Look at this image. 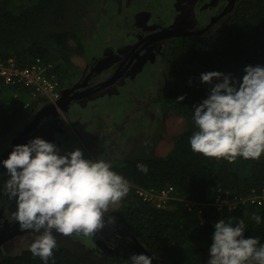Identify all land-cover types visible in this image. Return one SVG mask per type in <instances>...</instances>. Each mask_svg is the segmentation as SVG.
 I'll use <instances>...</instances> for the list:
<instances>
[{"label": "trees", "instance_id": "1", "mask_svg": "<svg viewBox=\"0 0 264 264\" xmlns=\"http://www.w3.org/2000/svg\"><path fill=\"white\" fill-rule=\"evenodd\" d=\"M93 2L0 0V59L14 57L25 65L42 56L54 63L64 88L69 71L76 68L73 55L83 53L84 21ZM166 55L167 83L159 91V100L162 109L178 114L186 127L175 134L172 148L164 155L152 152L159 135L154 132L149 139L142 136L135 140L133 151L118 159L113 171L132 186L110 217L144 250L157 252L170 264H207L214 224L220 219L233 225L243 220L245 238L255 237L264 244V202L247 201L234 210L219 209L213 203L218 190L245 198L257 194L264 184V155L259 160L238 157L229 163L194 153L189 144L197 130L193 107L207 98L211 87L200 81V74L231 73L239 81L245 66H264V0H240L211 32L180 38L170 44ZM24 93L18 98L1 96L0 128L8 130L23 119ZM181 95L184 100L177 102ZM138 164L146 165L147 173L141 172ZM167 185L175 187L176 198L165 208H157L135 193L136 187L158 190ZM186 200L197 205L190 210ZM254 214L261 217L260 223L252 219ZM29 246L3 256L0 264H44ZM114 258L90 259L57 243L47 264H114Z\"/></svg>", "mask_w": 264, "mask_h": 264}, {"label": "clouds", "instance_id": "2", "mask_svg": "<svg viewBox=\"0 0 264 264\" xmlns=\"http://www.w3.org/2000/svg\"><path fill=\"white\" fill-rule=\"evenodd\" d=\"M243 73L239 81L231 73L200 74V81L211 87L207 98L193 107L197 130L189 144L194 153L229 163L264 155V66L247 65ZM2 164L8 179L0 194L15 201L12 219L38 233L29 251L44 264L57 247L53 232L94 236L104 227L109 206L129 192L128 181L105 160L85 158L79 148L61 154L56 144L40 137L13 146ZM137 167L148 171L144 164ZM252 219L261 221L257 214ZM245 229L243 220L235 225L224 219L216 222L207 264H264V244L245 238ZM129 260L152 264V257L142 253L131 254Z\"/></svg>", "mask_w": 264, "mask_h": 264}, {"label": "flooded vegetation", "instance_id": "3", "mask_svg": "<svg viewBox=\"0 0 264 264\" xmlns=\"http://www.w3.org/2000/svg\"><path fill=\"white\" fill-rule=\"evenodd\" d=\"M239 1L171 0L168 10H156L154 3L149 2L144 7L134 9L131 5H136L139 1L118 0L116 15L120 17L118 26L121 29H125L124 34L113 45L112 51L107 50L99 55H90L85 59L82 58L83 55H77L83 59L84 63L82 66L75 64L76 69L80 72L71 78L66 85L67 87H72L74 83H78L77 87L67 90L63 95L61 92L62 97L56 104L42 105L40 102L33 103L30 107V112L11 127L9 138L4 141V146L0 147V187L8 179V173L3 167L2 161L7 158L13 146L25 144L35 137H40L56 144L61 154L78 148L71 136L70 127L65 122L63 115H61L62 112L73 109H78L79 111L82 101L112 84L120 83L124 84L123 86H127L133 81L127 80L124 82L123 79L121 81L118 80L128 72H131L135 66L142 68L144 64L149 65L153 61L162 67L160 69L161 72L166 71V54L170 44L177 42L184 36L205 35L211 32L226 19ZM130 9L132 11L128 13ZM163 67H165L164 70ZM137 69L135 71L136 74L141 71ZM113 78L115 79L111 83L104 85V83L110 82ZM165 87L166 85L157 90V101L159 100V91ZM152 134L149 137L142 136L149 139ZM142 136L132 141L130 152L134 149L135 140ZM155 145L152 148L153 153ZM97 153L98 157L101 158L108 155L106 150H99ZM15 208L14 200H10L6 195L0 194V249L11 244L18 235L27 233L29 245L38 235L32 230L22 229L12 219ZM111 213H105L104 227L96 232L94 236L89 237L95 241L91 246H96L99 249L98 251L103 254L112 253L113 244L114 247L119 245V248L126 246L129 252L135 249L137 253L142 252L149 256L132 235L110 217ZM53 235L56 239L66 237L56 232H53ZM56 241L57 243L59 242L58 240ZM93 249L90 248V250ZM5 255H12V253L6 254L5 251L0 250V259Z\"/></svg>", "mask_w": 264, "mask_h": 264}, {"label": "rangeland", "instance_id": "4", "mask_svg": "<svg viewBox=\"0 0 264 264\" xmlns=\"http://www.w3.org/2000/svg\"><path fill=\"white\" fill-rule=\"evenodd\" d=\"M137 1H139L138 4L131 5L132 8L144 7L150 2L154 3L156 10H168L171 4V0ZM118 4V0H94L91 4L84 21L83 53L74 54L72 57L77 66H82L83 59L90 55H99L107 50L112 51L113 45L124 34L125 29L118 26L120 21V17L116 15ZM131 11L132 9L128 13ZM77 55H83V59ZM137 68L138 66H135L131 72L118 80L133 81L127 86L120 83L112 84L82 101L79 111L73 109L61 113L70 127L75 145H78L83 156L93 160L103 159L111 165L112 170L118 163V159L131 151L132 141L137 137L142 135L149 137L152 133L158 132L160 137L158 135L153 151L157 155H164L172 148L175 134L183 131L186 127L182 117L174 112L162 110L160 101H157V90L166 85L165 67H163L164 71L161 72L162 67L151 61V64H144L142 68H138L141 71L136 74ZM74 69L69 71L68 79L80 72L78 69ZM133 76L135 77L132 78ZM66 81L65 87H67ZM4 90L6 98L12 97L16 91L14 88L8 87H4ZM22 98L24 101L31 99L29 93H24ZM30 110L31 108L27 109L24 115L28 114ZM73 111L75 112L72 114ZM10 131L11 128L8 130H5V127L0 128V147L4 146V141L11 134ZM72 145L74 146V144ZM99 150L108 151V155L102 158L98 157L97 151ZM131 186L132 184L129 183V188ZM122 200L111 204L106 213L116 211ZM56 240L59 241L58 243L83 254V256H89L90 259H96L100 256L115 257L114 264H130V255L139 254L135 249L129 252L126 246L119 248V245L114 247V244L112 253L103 254L98 251L96 246H91L95 241L83 235L74 234ZM28 245L27 233H24L18 235L11 244L0 250L5 251L6 254H17L27 248ZM90 248L94 249L90 250ZM148 254L157 264H170L155 251H148Z\"/></svg>", "mask_w": 264, "mask_h": 264}, {"label": "built area", "instance_id": "5", "mask_svg": "<svg viewBox=\"0 0 264 264\" xmlns=\"http://www.w3.org/2000/svg\"><path fill=\"white\" fill-rule=\"evenodd\" d=\"M0 85L14 88L13 97L18 98L20 92L29 93L31 99L22 104L25 110L33 103L40 102L42 105L56 104L61 97V82L53 62L42 56L34 57L29 63L20 65L14 57L0 59ZM4 93L1 94L0 98ZM137 196L146 202H150L157 208H165L176 198V189L171 185L161 189H144L136 187ZM251 201L257 205L264 202V184L257 194L249 197H240L228 191L218 190L213 203L219 208L234 210ZM188 209L192 210L197 205L195 201L186 200ZM201 212L200 210L198 211Z\"/></svg>", "mask_w": 264, "mask_h": 264}, {"label": "water", "instance_id": "6", "mask_svg": "<svg viewBox=\"0 0 264 264\" xmlns=\"http://www.w3.org/2000/svg\"><path fill=\"white\" fill-rule=\"evenodd\" d=\"M212 22H213V21H212ZM211 24H212V23H211ZM211 24H210V25H211ZM210 25H209V26H210ZM209 26H208V27H209ZM114 79H115V78H113L110 82H106V83H104V85H107V84L111 83ZM77 85H78V83H74V85H73L72 87H67V88L65 87V88H63V89H62V95H63V93H66L67 90L74 89L75 87H77ZM61 97H62V96H61ZM60 99H61V98H60ZM146 252L148 253V251H146Z\"/></svg>", "mask_w": 264, "mask_h": 264}, {"label": "crops", "instance_id": "7", "mask_svg": "<svg viewBox=\"0 0 264 264\" xmlns=\"http://www.w3.org/2000/svg\"><path fill=\"white\" fill-rule=\"evenodd\" d=\"M1 88H2L3 90H2ZM3 91H5V90H4V86L0 85V92H1V94L3 93Z\"/></svg>", "mask_w": 264, "mask_h": 264}]
</instances>
